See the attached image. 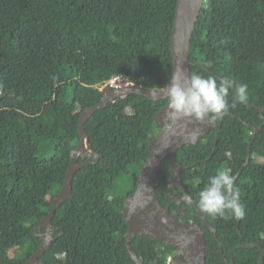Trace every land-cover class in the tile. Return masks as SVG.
Masks as SVG:
<instances>
[{
	"label": "trees",
	"instance_id": "obj_1",
	"mask_svg": "<svg viewBox=\"0 0 264 264\" xmlns=\"http://www.w3.org/2000/svg\"><path fill=\"white\" fill-rule=\"evenodd\" d=\"M176 6L177 0H0V264H25L42 243L31 231L63 185L78 143L79 116L100 101V84L118 74L145 88L168 84ZM189 59L190 74L218 82L231 78L237 86L246 84L248 94L217 128L175 153L181 184L195 201L218 169L238 174L235 187L245 216L238 222L203 214L216 235L202 228L212 248L205 264H225L214 250L233 264H258L259 248L239 245L257 242L264 250V0H204ZM233 98L230 89V105ZM166 102L128 94L85 121L98 156L73 175L70 198L54 212L53 241L40 261L133 264L125 245L123 201L136 190L147 146L161 129L155 115ZM261 123L242 168L251 126ZM171 165L166 156L154 183L163 205L170 202ZM126 174L131 190L112 194ZM131 246L142 264H165L175 251L140 236Z\"/></svg>",
	"mask_w": 264,
	"mask_h": 264
},
{
	"label": "water",
	"instance_id": "obj_2",
	"mask_svg": "<svg viewBox=\"0 0 264 264\" xmlns=\"http://www.w3.org/2000/svg\"><path fill=\"white\" fill-rule=\"evenodd\" d=\"M203 2L204 0H177L176 12L171 31V78L168 84L170 83L174 72L182 70L185 77L190 74V40L197 15ZM168 84L161 88H145L142 86H128L120 89L103 88L101 90L102 96L100 101L96 105L82 111L77 124L78 143L70 153V163L64 177L63 185L57 194L56 199L53 201L52 208L50 209L48 215L38 221L37 226L31 231V235L40 237L42 239V243L39 245L36 252L25 262V264H48L40 261L39 258L49 248L53 241L50 230L51 219L54 212L63 202L70 198L71 182L76 171L86 164L95 163V160L93 159H96L98 156L89 145L88 137L84 130L85 121L94 111L105 107L108 102L128 94L141 95L152 101L167 100L163 93V89L167 88ZM167 111L166 102V104L162 106L155 115L154 123L156 126L161 127V129L147 146L148 154L146 160L141 165L136 190L123 201L124 208L122 213L128 224V229L126 231L127 238L125 240L126 251L133 264H141L140 259L131 246V242L134 236L139 233V228H143L145 230L150 228V231L145 232V234L150 236L153 240L162 242L169 247L184 250V254L175 257L172 264H204L205 251L208 249V246L205 243L201 226L185 225L179 222L176 215H172L167 208H162L160 206L156 194L152 195V197L147 196L146 198L145 195L152 191V186L159 174L162 160L166 156H169L172 159L171 171L176 172L179 176V165L174 160L176 151L183 145L197 143L200 138L205 136L212 128H217L222 117L212 125H209L207 121L198 123L195 121L189 122L185 120L173 123L171 120L167 119ZM258 111L259 117L262 118L263 108H258ZM262 125L263 123L258 126H251L252 137L247 145V155L242 168L249 163L250 146L257 131L262 127ZM79 158L81 159L79 160ZM237 175L238 174H236L235 178ZM177 183V187L184 192L180 182L177 181ZM147 198L154 201L155 207L153 211H157L155 214H151L152 212L149 213V210H147L146 214H143L145 209L137 210L134 208L138 202H144ZM128 202H131L132 204V206L129 205V209L127 207ZM199 216L203 219L201 213H199ZM168 219H172V221H169ZM149 221H155V225H145V223L147 224ZM202 221L203 226L208 227L212 231L214 237H216L215 229L204 219ZM237 221L239 222L240 219ZM171 222L174 223L172 227ZM184 228H188L189 231L187 233L181 232V235L179 236V231ZM153 232H156V234ZM172 236L173 239L179 241V243H175L174 241L172 242L170 240ZM239 246L247 248L258 247L260 250L258 264L263 263L264 250L259 243L254 242L251 244H240ZM220 255L225 264H233L232 259L228 262L224 258L222 252H220Z\"/></svg>",
	"mask_w": 264,
	"mask_h": 264
},
{
	"label": "clouds",
	"instance_id": "obj_3",
	"mask_svg": "<svg viewBox=\"0 0 264 264\" xmlns=\"http://www.w3.org/2000/svg\"><path fill=\"white\" fill-rule=\"evenodd\" d=\"M132 83L133 85L129 86H136L134 82ZM230 89L234 96L231 105L228 100ZM163 93L167 98L166 117L173 123L185 120L198 123L207 121L212 125L226 115L230 107L248 101L246 84L237 86L231 78H224L218 82L213 76L205 77L198 73H191L185 77L182 70L173 73ZM183 201L191 206L193 197L185 193ZM195 203L201 213L213 219L219 217L223 220H239L245 216L239 189L235 187V177L227 169H218L215 174L209 176L207 183L197 193Z\"/></svg>",
	"mask_w": 264,
	"mask_h": 264
},
{
	"label": "flooded vegetation",
	"instance_id": "obj_4",
	"mask_svg": "<svg viewBox=\"0 0 264 264\" xmlns=\"http://www.w3.org/2000/svg\"><path fill=\"white\" fill-rule=\"evenodd\" d=\"M171 168H172V165H171ZM171 168L169 169V172L171 174L167 178V188H168L167 189V196L169 197L170 202H168L166 205H163L162 203H160V201L158 199V203L160 204V206L162 208H167L172 215H176L179 222H181V223H183L185 225L186 224L187 225H193V226L194 225H200L201 226V230H202L203 227H206V226H203V221L202 220L204 219L207 223H209V222L207 221V219L205 218V216L203 215V213H201L198 210V208L196 207V203H195V200L194 199H193V204L191 206H188V205H186L184 203L183 197H184V194H185L184 193L185 190H184V192H182L181 189H179L177 187V185H178L177 181H179L180 184H181V180H180L181 167L179 165V176H178V174L176 172H172L171 171ZM178 192L181 193L180 196H179ZM148 194H149L148 197H152V195L156 194V192L154 190V184L152 186V191H150ZM129 205L132 206L131 202H128L127 203L128 209H129ZM172 205L175 206V209L174 210H170V208H171ZM154 207H155L154 201L152 199H150V198H147V199L144 200V202L143 201L138 202V204L135 205L134 208L137 209V210L138 209H145L144 212H143V214H146L147 213V210H149V213L152 212L151 214H155L157 211H153L154 210ZM123 208H122V211H123ZM199 213L202 214L203 219L199 216ZM168 220L169 221H172V219H168ZM145 225H155V221H149L147 224L145 223ZM173 225H174V223L171 222V227ZM127 229H128V227H127ZM138 231H139V233H137L134 236V238L136 236H140V237H143V238H146V237L151 238L150 236H148V235L145 234V232H149L150 231V228H148L146 230L143 229V228H139ZM188 231H189L188 228L181 229V231H179V236L181 235L180 234L181 232H186L187 233ZM153 233L156 234V232H153ZM126 238H127V236H126ZM170 240L172 242L174 241L175 243H179V241H176V240L173 239V236L171 237ZM219 245H220V243H219ZM174 249H175V251H174L173 259L175 257L179 256V255L181 256V255L184 254V250L177 249V248H174ZM207 250H212V248L210 246H208V249ZM214 251L217 252L220 255V251H217V250H214ZM141 264H142V262H141Z\"/></svg>",
	"mask_w": 264,
	"mask_h": 264
},
{
	"label": "built area",
	"instance_id": "obj_5",
	"mask_svg": "<svg viewBox=\"0 0 264 264\" xmlns=\"http://www.w3.org/2000/svg\"><path fill=\"white\" fill-rule=\"evenodd\" d=\"M129 85H133V83L125 75L119 74L109 77L105 81L103 87L119 89L122 87H127ZM171 261H172V257L168 256L166 260V264H171Z\"/></svg>",
	"mask_w": 264,
	"mask_h": 264
},
{
	"label": "rangeland",
	"instance_id": "obj_6",
	"mask_svg": "<svg viewBox=\"0 0 264 264\" xmlns=\"http://www.w3.org/2000/svg\"><path fill=\"white\" fill-rule=\"evenodd\" d=\"M105 81L102 84H100V89L103 88ZM132 184H133V180L131 174H126L119 180H116L114 184V189L112 190V194L120 193L121 195L122 194L126 195L131 190Z\"/></svg>",
	"mask_w": 264,
	"mask_h": 264
},
{
	"label": "bare ground",
	"instance_id": "obj_7",
	"mask_svg": "<svg viewBox=\"0 0 264 264\" xmlns=\"http://www.w3.org/2000/svg\"><path fill=\"white\" fill-rule=\"evenodd\" d=\"M149 194L147 193L146 195H145V198L148 196Z\"/></svg>",
	"mask_w": 264,
	"mask_h": 264
}]
</instances>
